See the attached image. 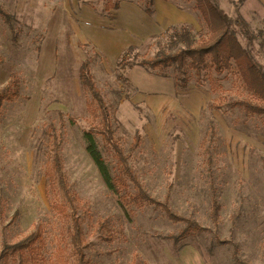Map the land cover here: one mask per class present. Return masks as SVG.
Wrapping results in <instances>:
<instances>
[{"label":"rangeland","instance_id":"rangeland-1","mask_svg":"<svg viewBox=\"0 0 264 264\" xmlns=\"http://www.w3.org/2000/svg\"><path fill=\"white\" fill-rule=\"evenodd\" d=\"M119 1L139 6L148 2ZM168 1L195 15L197 28L170 26L134 45L130 56L142 60L182 49L173 42L181 27L194 41L207 34L194 1ZM218 1L229 17L246 22L264 66V10L255 0ZM103 5L99 0H0L8 15H0V90L12 74L19 79V96L4 104L0 116V248L4 238L11 244L34 239L29 264L72 261L69 219L53 209L59 195L44 177L53 130L76 197L88 264H264V119L226 106L250 98L233 65L222 74L210 69L197 74L188 65L179 74L175 66L169 67L166 78L178 84L171 102L136 105L130 109L132 116L126 113L129 127L119 120L115 126V137L129 153V165L145 192L160 202L167 199L170 209L196 222L199 231L178 242L170 240L183 223L170 221L155 206H127L105 186L85 149L83 133L94 122L78 68L90 62L114 116L119 102L136 90L129 79L131 86L119 81V57L107 67L103 55L84 40L89 39L85 14L93 28L107 32L101 39L119 45L128 36L127 24L140 19L122 6L120 17L110 22L100 16ZM108 52L111 60L114 49ZM147 73L162 77L157 70ZM136 133L140 145L131 151ZM97 144L113 165L109 149L99 138ZM212 189L219 205L216 222L211 218Z\"/></svg>","mask_w":264,"mask_h":264},{"label":"trees","instance_id":"trees-1","mask_svg":"<svg viewBox=\"0 0 264 264\" xmlns=\"http://www.w3.org/2000/svg\"><path fill=\"white\" fill-rule=\"evenodd\" d=\"M99 1L104 3V12L119 9V0ZM153 1L148 0L144 6L139 7L151 15L153 13ZM190 1H194V10L199 13L204 21L207 27V34L194 41L188 29L181 27L178 32L174 33L173 42L183 45L182 49L174 53L160 52L153 58L142 60H137V54L130 56L136 46H128L120 54L116 63V67L121 72L117 74L119 81L131 86L128 79L122 75V72L125 71L126 73L134 67H142L148 72L157 70L161 73L160 76L167 77L164 71L171 66H175L179 74H183V70L187 65L197 74L205 69L222 74L225 70H230L233 65L250 98L232 101L226 106L231 109L238 108L246 115L259 116L264 119V66L257 60L254 36L249 32L246 22L229 17L221 9L218 0ZM0 15L5 19L8 17L1 8ZM261 43L264 44V39ZM78 79L81 87L89 96V100L86 102V109L94 122L92 127L83 133L85 149L107 189L118 196L120 202L127 206H155L160 208L170 221L183 223L184 228L176 236L167 237L170 240L172 238L175 242H178L192 235L193 231H199L200 227H198L196 222L172 211L167 199L160 202L145 192L138 177L129 165V153L125 152L119 143V139L115 137V126L118 124V120L94 81L88 60L80 64ZM174 86L175 88L178 86L176 81ZM182 86H185V83H182ZM18 96L19 79L12 74L6 86L0 90V116L4 104L16 99ZM48 138L50 140V157L44 169V177L48 186L54 188L59 195V200L52 206L53 209L69 219V243L72 261L68 264H88L82 221L77 214L76 197L71 191L63 171L60 156L61 141L53 130L49 133ZM97 138L109 149L114 160L113 165H109L104 159L98 147ZM139 145V135L136 133L130 150L133 151ZM211 193V218L216 222L219 205L216 196L213 195L215 194L214 189L211 190ZM34 241V239H26L22 242L11 244L4 238L0 248V264H29L32 259L33 249L30 243ZM235 262L245 264L238 260H235Z\"/></svg>","mask_w":264,"mask_h":264},{"label":"crops","instance_id":"crops-1","mask_svg":"<svg viewBox=\"0 0 264 264\" xmlns=\"http://www.w3.org/2000/svg\"><path fill=\"white\" fill-rule=\"evenodd\" d=\"M264 10V0H255ZM127 3V4H125ZM186 5L189 6L188 3ZM122 6H128L132 10L133 16H137L140 21H131L127 24L128 36L125 37L123 44L115 42H106L105 39H101L102 35L107 38V32L98 29L97 27H92V19L89 18V13H86V35L89 39L84 37V40L91 42L95 47L97 52L101 53L104 57V64L108 66L114 65L117 57L130 45H139L142 41L147 38L158 35L164 32L170 26H180L187 24L193 28H197L198 20L196 16L189 14L186 9H183L181 5H177L172 1H153V13L147 15L138 4L131 1H121L119 7L120 10H114V13L104 12L101 17H106L110 22L111 20H117L120 17ZM191 10V8H190ZM92 13V12H91ZM94 14V13H93ZM97 20L100 18L99 15L94 14ZM95 18V17H94ZM96 19V18H95ZM96 20V21H97ZM126 39L128 41L126 42ZM82 41V40H81ZM116 44V45H115ZM114 49L113 58L110 60L111 54L108 52V48ZM142 68L134 67L125 73V77L129 79L133 87L135 88V94L130 97L129 100H122L119 102L115 117L119 122L123 124L124 127H129L128 118L126 113L132 116L130 109L134 108L136 105H150L156 104L157 106L167 104L171 102L172 97H174L176 91L173 80L166 77H158L156 75H151L147 73ZM155 83V85H151ZM195 257V256H194ZM197 259V257H195ZM198 260V259H197ZM199 261V260H198Z\"/></svg>","mask_w":264,"mask_h":264}]
</instances>
